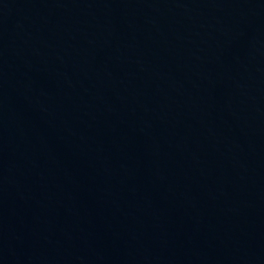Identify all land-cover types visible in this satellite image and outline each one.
I'll return each mask as SVG.
<instances>
[{
    "label": "water",
    "instance_id": "1",
    "mask_svg": "<svg viewBox=\"0 0 264 264\" xmlns=\"http://www.w3.org/2000/svg\"><path fill=\"white\" fill-rule=\"evenodd\" d=\"M0 264H264V0H0Z\"/></svg>",
    "mask_w": 264,
    "mask_h": 264
}]
</instances>
